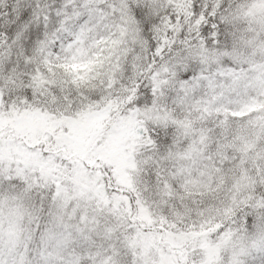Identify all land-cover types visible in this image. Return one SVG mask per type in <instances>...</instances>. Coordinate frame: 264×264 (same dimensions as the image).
Returning <instances> with one entry per match:
<instances>
[{
	"label": "snow or ice",
	"instance_id": "1",
	"mask_svg": "<svg viewBox=\"0 0 264 264\" xmlns=\"http://www.w3.org/2000/svg\"><path fill=\"white\" fill-rule=\"evenodd\" d=\"M0 264H264V0H0Z\"/></svg>",
	"mask_w": 264,
	"mask_h": 264
},
{
	"label": "rangeland",
	"instance_id": "2",
	"mask_svg": "<svg viewBox=\"0 0 264 264\" xmlns=\"http://www.w3.org/2000/svg\"><path fill=\"white\" fill-rule=\"evenodd\" d=\"M40 118L42 119V121L45 119L44 117H30L23 122V126L25 128H30V125H34V124L35 126H40L41 125L39 121Z\"/></svg>",
	"mask_w": 264,
	"mask_h": 264
},
{
	"label": "trees",
	"instance_id": "3",
	"mask_svg": "<svg viewBox=\"0 0 264 264\" xmlns=\"http://www.w3.org/2000/svg\"><path fill=\"white\" fill-rule=\"evenodd\" d=\"M51 123H49L45 128L46 130H51V127H50Z\"/></svg>",
	"mask_w": 264,
	"mask_h": 264
}]
</instances>
